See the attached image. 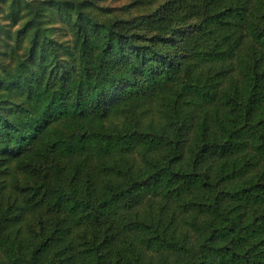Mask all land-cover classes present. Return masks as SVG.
I'll return each mask as SVG.
<instances>
[{
  "label": "trees",
  "instance_id": "trees-1",
  "mask_svg": "<svg viewBox=\"0 0 264 264\" xmlns=\"http://www.w3.org/2000/svg\"><path fill=\"white\" fill-rule=\"evenodd\" d=\"M25 2L3 33L25 60L0 62V264H264V0L104 21L54 0L65 52Z\"/></svg>",
  "mask_w": 264,
  "mask_h": 264
},
{
  "label": "rangeland",
  "instance_id": "rangeland-1",
  "mask_svg": "<svg viewBox=\"0 0 264 264\" xmlns=\"http://www.w3.org/2000/svg\"><path fill=\"white\" fill-rule=\"evenodd\" d=\"M17 11L10 10L9 5L14 3V0H0V62L9 65V69L15 67L18 62L24 61L26 53L12 41L7 40L9 45L5 46L3 33L10 31V34H17L21 29L24 19L20 18L23 11L17 6L26 2H33L35 6L42 11V25L49 29V34L54 37L60 45L64 46L62 52L69 46L71 47L74 41V34L70 30L66 21L72 20V17L67 15L64 9H59L52 3L54 0H16ZM63 1V0H61ZM84 2L86 11L99 21L107 20L109 15H121L131 17L147 13L158 0H75ZM25 2V3H26ZM17 14L15 20L14 15ZM74 18V17H73ZM11 47H8L10 46Z\"/></svg>",
  "mask_w": 264,
  "mask_h": 264
}]
</instances>
